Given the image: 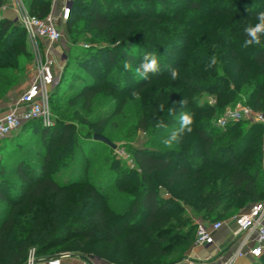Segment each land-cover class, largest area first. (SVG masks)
Wrapping results in <instances>:
<instances>
[{
    "label": "trees",
    "instance_id": "16d2710c",
    "mask_svg": "<svg viewBox=\"0 0 264 264\" xmlns=\"http://www.w3.org/2000/svg\"><path fill=\"white\" fill-rule=\"evenodd\" d=\"M156 1L105 0L102 4L106 12L112 9L115 15L93 9L89 26L99 32H110L122 17L134 24L143 20L161 24L168 18L152 11L150 5L157 4ZM184 1L189 10L201 13L198 24L205 27L198 36L188 35L191 49L181 55L176 69L178 78L168 82L171 75L158 72L142 79L136 68L146 53L144 49L141 52L133 47H152L123 38L118 49L125 54L124 64L131 67L123 66L124 76L116 85L124 94L143 91L150 84L159 86L154 113L159 112V105H166V109L159 112L164 117L148 120L141 125L143 129L155 126L164 118L165 123L173 124L176 118L169 116L167 110L176 109L184 98L187 103L180 108L192 114V131L185 132L173 147L136 149L135 168L110 173L117 184L112 188L132 194L119 196L99 191L89 179L58 180L51 172L63 150L53 154L55 144L49 147L52 140L58 139L56 144L64 146L69 157L73 155L71 150L79 151L83 145L67 126L43 127L39 137L41 144L28 153L41 160H30L14 149L1 164L0 204L6 205L0 208V264H24L32 248L40 253L71 234L109 244L119 241L118 255L122 264L172 263L181 260L195 241L196 224L191 216L184 215L185 205L204 217L215 219L229 216L242 200L264 197L263 151L261 143L253 145L257 131L264 132V125L255 123L247 128H231L232 124L226 130L207 129L216 112L222 113L229 104L243 99L247 105L264 113V36L261 45L243 46L247 39L245 29L257 22V14L264 11V0ZM228 1L240 7L221 9V4ZM165 2L167 0H161L159 6L162 8ZM30 5L39 17L52 11V0H32ZM77 9L74 5L72 11ZM73 14L67 20L68 28L75 26ZM177 18L178 15L174 19ZM25 38L26 32L19 23L7 17L0 19V99L17 85L22 73L21 62L27 55ZM150 39L156 40L154 36ZM103 50L106 61L99 57L98 63H93L96 57L92 51L87 52L89 59L82 60V63L91 60L93 69L83 76L82 88L75 91V97H85L88 104L102 90L103 84L108 83L105 76L117 62L113 49ZM213 55L218 63L208 67ZM203 93L216 95L217 104L201 107L199 101ZM73 100L71 98V105ZM82 150L86 152L84 147L80 152ZM90 158L92 156L88 155L89 162ZM10 160L13 163L9 167ZM7 168L18 176V181H8ZM126 178L129 179L118 185ZM161 188L170 195L165 196ZM263 259L264 255L251 264H259Z\"/></svg>",
    "mask_w": 264,
    "mask_h": 264
},
{
    "label": "rangeland",
    "instance_id": "374dc122",
    "mask_svg": "<svg viewBox=\"0 0 264 264\" xmlns=\"http://www.w3.org/2000/svg\"><path fill=\"white\" fill-rule=\"evenodd\" d=\"M31 1L32 0H24V3L27 9L32 14L36 15L38 13L37 10L33 12L31 10ZM63 1L64 0H52L51 12H54L56 15L59 14ZM103 1L105 0H73L72 10L74 5L78 8L76 12L72 11V13H74L72 15L73 21L75 22L73 28H68V21L70 19L65 22L58 20L63 32V37L55 46L53 45L54 51H56V55H53L56 59V67L55 83L51 88L49 107L50 125H45L44 121L41 119L29 124L23 123L10 136L0 139V169L2 166L1 164H4V161L7 160L8 153H11L14 149L23 152L30 160H41V157L33 156L28 153L35 145L41 144L39 142V137L43 127L67 126L73 129L74 134L79 136L80 143L86 149L87 153L83 150L80 152L83 148L81 147L79 151L75 149L71 150L73 155L69 157L68 154H66L64 146H58L56 144L58 139H53L49 145L50 147L55 144L53 145L54 148L52 149V153H61V150L65 152L62 151L63 155L55 160L51 173L58 178V180L63 182H68L76 178L89 179V181L94 183L101 192H107L110 195L129 196L132 194L126 190L118 191L117 188H112L117 184L110 173L116 169L119 171L120 169L127 170V168H135L134 152L138 148L145 146L168 148V146L163 144V140L173 129L179 127L180 114L187 111L185 109L181 110V105H179L173 114L176 118L173 124L163 121L167 128H157L156 124L155 126H150L148 129H143L141 126L142 124L148 123V120L150 121L153 118L157 120L161 115L159 109V112L157 111V113H154L156 111L154 106L158 101L157 95L159 86L150 84L149 87L138 92V97L133 96L132 93L124 94L119 91V86L116 84H120V79L124 76L123 66L125 54L122 50L118 49V45L121 44L120 41L123 38L130 39L136 43L143 42L144 44L150 45L152 47L151 49H141L138 46L133 47V49H137L141 52L144 49L146 54H155L159 60V65L160 63L163 65L159 66L160 75H171V70L178 68L180 63L179 60L183 57L181 55L191 49L190 44L187 42L188 35L193 33L194 36H198V34L204 31L205 26H199L198 24L201 13L193 9L189 10L184 0H167L162 8L159 6L161 0H157V4L152 3L150 7L155 14L167 17V21L156 24L151 21L143 20L134 24L130 22V20L122 19L124 18L122 17L120 20L116 21L117 23H115L110 32H99L89 26L91 11L93 9H100L107 15H115L112 9L106 12L102 4ZM115 1L120 2L123 0ZM128 5L131 4L128 3ZM239 7L232 4V2H225L220 6L221 9H237ZM176 15H178V18L175 20L174 18ZM196 27L198 30L195 29ZM114 34L117 36L112 37ZM150 36H154L156 40H151ZM24 41L27 44V55L23 57L21 62L22 73L20 77H18L17 85L9 91L4 99H0V107L7 108L19 99L33 82L42 62L49 56L48 49L51 45L46 41H31L29 38H25ZM191 47H193V45H191ZM106 48L113 49L116 53L117 62L110 68V71L105 76L108 83L103 84L102 90L97 92L88 104L85 97H75V91L82 88V81H84L83 76L88 75L93 69L91 60L84 61V63H82V60L85 57L89 59L90 56L87 52L90 53L92 51L96 57L93 58V63L97 64L99 57H102L106 61L107 55L103 50ZM161 56H163L164 59H161ZM167 81L174 82L172 78L167 79ZM174 87L175 84L173 83V88ZM177 92H179V90ZM71 98L74 99L73 105H71L70 102ZM186 99H188V96ZM206 104L210 106L216 105V95L203 93L200 97L199 105L205 107ZM239 104H246V101L243 99V101H239L235 104H229L225 110L234 108ZM164 109H166V105ZM224 111L222 113H215L210 126L207 127L208 130L218 127L216 121ZM161 116L164 117V115ZM196 117H198V115ZM252 124H255L253 119H248L240 121L235 125L233 124L231 128L236 126H245L247 128ZM94 133H101L108 137L116 144V148H112L101 141L94 140ZM49 137L50 135H47V138ZM259 143H261L264 159V132L262 129L257 131L253 145H260ZM174 145L175 144L171 147ZM47 147L48 145L45 146V149H47ZM88 155L92 156V158H90L92 159L91 162L87 159ZM8 163L10 167L13 161L10 160ZM112 166H114L113 169ZM5 174L8 177V181H11V183H15V181L19 179L17 175L9 172V168L6 169ZM128 179L129 178H126V180L122 179L118 182V185L123 184ZM163 190L166 192L165 189L161 188L162 192ZM164 195L169 196L170 194L166 192ZM260 199L255 201L242 200L238 202L236 211L232 212L227 217L215 219L211 216L204 217L202 214L195 212L189 205H185L186 210L183 213L186 216H191L196 226L198 221L204 220L206 222H211L219 220L223 222L224 226L227 225L232 227L234 218L249 209L253 203ZM5 205L6 203H1L0 208H3ZM135 220L134 218L133 222ZM193 245L180 259L189 255ZM120 247L119 241H116L114 244H109L98 239H88L82 236L74 237L73 234H71V236L67 237L53 248L37 254L39 256H46L64 252H76L88 256H97L104 264H122L121 256L118 255ZM226 247L227 244L223 245L224 249ZM206 252L212 253L213 249H206ZM169 263H171V261H166L165 264ZM259 264H264V259L261 260Z\"/></svg>",
    "mask_w": 264,
    "mask_h": 264
},
{
    "label": "built area",
    "instance_id": "2783aa9c",
    "mask_svg": "<svg viewBox=\"0 0 264 264\" xmlns=\"http://www.w3.org/2000/svg\"><path fill=\"white\" fill-rule=\"evenodd\" d=\"M72 1L64 0L59 14L50 12L45 17L32 14L24 0H11L9 9L14 11L13 20L25 30L31 41L44 40L51 46L47 58L39 67L37 75L27 90L7 108L0 107V139L10 136L23 123L41 119L50 125L51 88L55 83L56 59L54 46L63 32L58 20L65 22L72 13ZM0 7V15L2 14ZM54 45V46H53ZM253 119L255 123L264 125V113L256 111L247 104H239L229 108L217 119V126L226 130L230 125L243 120ZM224 226L223 222L198 221L195 241L192 249L213 248L216 245L215 232ZM232 236L227 247L219 248L216 253L205 256L187 255L185 258L170 264H239L240 259H248L250 264L264 255V197L253 203L249 209L237 215L233 220ZM24 264H104L94 255H83L76 252H64L55 255L39 256L35 248L29 251Z\"/></svg>",
    "mask_w": 264,
    "mask_h": 264
},
{
    "label": "clouds",
    "instance_id": "9594fccd",
    "mask_svg": "<svg viewBox=\"0 0 264 264\" xmlns=\"http://www.w3.org/2000/svg\"><path fill=\"white\" fill-rule=\"evenodd\" d=\"M247 39L244 41V47H250L253 45H261L262 40L261 37L264 36V11H261L257 14V22L254 25H249L245 29ZM218 63L217 57L213 55L210 58L208 67L215 66ZM131 66L128 63L124 64L125 69H129ZM160 70L159 68V60L157 56L153 53L145 54L143 57V61L139 67L136 68V73L142 79H148L149 74H156ZM179 76V73L176 69L171 70V77L173 80H176ZM133 96H139V93L136 91L132 92ZM181 106L185 105L187 101L184 99L180 102ZM159 110L164 111V105H159ZM168 115L171 116L174 114V108H168ZM193 124V116L191 113L182 112L179 117V127L173 129L169 135L163 140V144L171 147L173 144L179 143L182 139L185 132L190 133L192 131L191 125ZM157 128L166 127L163 120H160L157 125Z\"/></svg>",
    "mask_w": 264,
    "mask_h": 264
},
{
    "label": "crops",
    "instance_id": "0c3cea01",
    "mask_svg": "<svg viewBox=\"0 0 264 264\" xmlns=\"http://www.w3.org/2000/svg\"><path fill=\"white\" fill-rule=\"evenodd\" d=\"M1 1V6L2 7V14L4 17L13 19L14 18V11L12 9H9V5L11 3V0H0ZM56 51H53V54L56 55ZM10 104V103H9ZM8 104V105H9ZM10 106V105H9ZM8 106V107H9ZM5 108V107H2ZM263 173H264V159H263ZM264 176V174H263ZM233 226V225H232ZM232 227L229 226H223L219 231L215 232V240H216V245L212 248L213 252L216 253L219 248H223V245L228 243V240L231 239V232H232ZM208 252H206V249L198 247L196 249H192L189 253V255L197 254L199 256H205ZM239 264H250V261L248 259H240Z\"/></svg>",
    "mask_w": 264,
    "mask_h": 264
},
{
    "label": "water",
    "instance_id": "95a60500",
    "mask_svg": "<svg viewBox=\"0 0 264 264\" xmlns=\"http://www.w3.org/2000/svg\"><path fill=\"white\" fill-rule=\"evenodd\" d=\"M1 18H4V16L0 15V19ZM93 138L97 141H101V142L109 145L112 148H116V144L112 140H110L108 137H106L105 135H103L101 133H94Z\"/></svg>",
    "mask_w": 264,
    "mask_h": 264
}]
</instances>
